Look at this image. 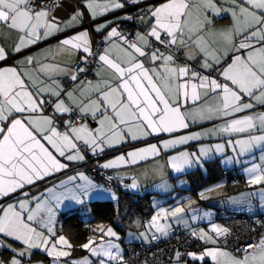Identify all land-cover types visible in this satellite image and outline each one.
I'll list each match as a JSON object with an SVG mask.
<instances>
[{
  "label": "snow or ice",
  "instance_id": "snow-or-ice-1",
  "mask_svg": "<svg viewBox=\"0 0 264 264\" xmlns=\"http://www.w3.org/2000/svg\"><path fill=\"white\" fill-rule=\"evenodd\" d=\"M83 6L95 20L123 8L124 3L84 0ZM63 7V0H0V61L63 31L62 23L71 26L83 18V11L77 9L68 21H60L54 11ZM225 13L232 23L217 28L215 19ZM145 24L147 31L138 32L134 40L111 27L102 51H93L88 30L65 37L58 44L62 53H82L74 68L34 62L32 57L27 64L38 65L35 77L16 67H0V200L4 201L0 203V250L13 253L7 261L0 259V264H32L34 250L50 258V264H129L120 245L113 242L118 237L112 227L98 225L93 229L98 236L79 245L58 234L55 227L56 210L65 201L83 204L93 191L109 189L78 172L59 185L32 192L40 182L85 161V149L98 155L129 139L169 134V139L135 148L100 165L109 169L160 157L204 136H238L226 143L241 154L264 145V112L255 111L257 105H264V0H160L148 6ZM107 27V23L99 24L96 31ZM4 29L18 34L11 50L3 44ZM90 60L97 63L95 82L80 78L88 71ZM61 77H67L71 86L63 84ZM65 115L68 118L58 123ZM88 116L97 121L96 127L86 122ZM205 120L222 123L202 132L172 135ZM224 147L217 144L215 151L222 152ZM212 150L180 151L168 158V165L182 171L200 164ZM246 172L250 186H261L257 191L264 208V167L253 164ZM77 179L83 183L68 187ZM126 187L136 189L137 183L133 180ZM111 195L118 199L115 193ZM200 196L207 198L203 193ZM184 212L183 207L161 209L149 225L155 232L140 233L139 238L151 242L159 239L156 233L167 236L171 224L161 221L171 216L179 222ZM229 234V229L215 224L211 234L192 230L191 235L205 246L199 251L175 249L172 264H264V234L237 248L240 255L228 250ZM221 236L225 237L223 247ZM77 247L96 260L89 256L70 259Z\"/></svg>",
  "mask_w": 264,
  "mask_h": 264
},
{
  "label": "crops",
  "instance_id": "crops-1",
  "mask_svg": "<svg viewBox=\"0 0 264 264\" xmlns=\"http://www.w3.org/2000/svg\"><path fill=\"white\" fill-rule=\"evenodd\" d=\"M159 2H160V0H141V2L138 3L141 5L140 8L142 11V17H144V19H140L139 24H138V28H137L136 33L134 35V38H136V34L138 32L142 33V32L147 31V26L145 24V20L147 19V8H148V6L153 5V4H157ZM63 3L65 5V7L61 8V9H57L54 11V14L60 19V21H62V22L68 21L70 15L77 9L83 11V13H84L83 18L79 21H73L71 26H66L65 24L62 23L61 27L64 28L63 31L58 32L56 35H51L47 39L42 38L39 41H37V43L23 48L22 51L19 53L12 52L8 60L0 61V67H8V66L16 67L19 71H25L26 70V71L30 72L33 75V77H35L36 76L35 67H37L38 65H36L35 63L33 65L27 64V59L29 57H32L34 59V62L35 61H39L41 63L56 62V63L66 64L69 66V68H74L77 65L79 58H80V55H82V53H73L71 55H69L67 53H62L58 48L59 41H61L65 37L71 36L75 33L80 32V31L88 30L91 40L93 38H98L103 43V48H104L107 46V44L105 42V37L107 35V31H110L111 27H117V29L119 31L120 22L122 21V15L119 13L121 8L113 10V11H109L107 14L100 16L97 19L93 20L91 18V15L89 14L87 8L83 6L84 2L82 3V5H78V4H76L75 0H63ZM103 23H107L108 27L106 29L100 31V32H97L96 27L99 24H103ZM231 23H232L231 16L227 13L222 14L220 17H217L215 19V25L217 28L227 27ZM3 32H4L3 44L8 50H11L15 41H16L18 34L17 33L9 34L6 29H4ZM103 48H102V50H103ZM96 71H97V69L94 70L93 78L91 79V81H93V82H95L98 79V77L95 75ZM101 75H106V73L102 72ZM62 78H67V77H61L60 79H62ZM50 99H54V98H50ZM258 106L259 105H257V107ZM188 107L191 109L192 105L189 104ZM257 107L255 109L256 112L258 111ZM48 114H51V109L48 111ZM245 114L246 113H239L238 115L243 116ZM77 115H79V114L77 113L74 116H77ZM67 118H68L67 115L61 117V121L64 119H67ZM86 118H89V120H90V122H88L90 127H96L97 126V121L94 120L91 116H88ZM221 123L222 122L219 120L198 121L196 123L190 124V127L188 129L181 130L180 132L174 133L172 135L180 136V135H185V134H190V133L202 132V131H204L203 129H205L204 127L207 124H213V125L220 126ZM169 138H170L169 134H161L160 136H148L147 138L139 139L136 141L129 139L127 141V143L120 144V145L113 147V148H106L105 151L103 153H101V154H103V157L96 160V163L100 167V165H102L103 163H105L109 160L115 159L117 156L121 155L122 153H127L129 151H132L135 148H141V147L146 146L147 144L158 143L162 139H169ZM236 138H239V137L238 136L229 137L227 135H213L210 137L204 136L200 140L190 141L188 144L180 145L174 149H170V150L162 153L160 157L150 158L146 161H141L137 164L119 165L118 167L109 168V169H104L102 167H100V168L103 170H106L108 172H112L119 179L121 185H122V182L124 184L130 185V184H132L133 180H135L137 185H139V186H144L143 184H145V183L147 184V186H149V185H154L155 183H159V182H165L168 186H171V183L169 181H174L176 178H179L180 175L181 176L186 175L187 174L186 173L187 168H188V167H186L182 171H175L174 169L169 167L168 158L171 155L177 154L180 151L193 152V149H194L193 147L196 144H200L202 142H206V143H210V144H214V145L223 143V144H226V148H225L226 151H224L223 155H221L220 157L217 158L219 161H221V158H223L225 155L228 156L229 154H231V151L233 150L232 147L226 143V141L228 139H236ZM85 150H86L85 161L79 162V163H74L68 169L64 170L63 172L56 173L54 176L49 177L46 181L40 182L38 187L32 188V192L34 194H38L40 191H42L46 187H50L52 185H59L61 181H67V178L69 176L77 175L78 172L84 173V175L88 176L89 179H91L94 183H96L91 178V176L88 174L87 169H86L87 164L90 161V158L94 155L89 150H87V149H85ZM261 152H264V147L261 148V147H259V145H257L251 150L250 154L257 155ZM205 162H207V161H205ZM256 162H257V160H256ZM259 165L264 167V164H259ZM190 168H192V169H190ZM193 169H194L193 167H189L188 170L193 171ZM221 170H225V169H221ZM164 171H168V172L170 171L168 173V177H165ZM231 174L239 176L241 179V184L237 188L236 187L232 188L229 186L230 189L227 188V190H223L222 189L223 187L221 186V179L223 180L224 177L220 178L215 184L212 185V186L216 187L215 191L219 192V193H216L215 199L223 198L222 202H215V203H212L210 205L213 208H217L215 215H218L221 217L225 213H244V214H247L248 216H251V217L264 216V208L261 207V201L259 199V194L257 191L258 188L261 186H250L248 184V178L249 177H248V173L246 171H244L242 173H240L238 171L236 173L234 171V173L231 172ZM175 182H176V180H175ZM80 183H83V181H80L79 179H77L73 183L68 184V187H73L74 184H80ZM96 184H98V183H96ZM98 185H100V184H98ZM219 186H221V187H219ZM148 188H150V187H147V189ZM147 189H145V190H147ZM220 189H222V190H220ZM61 190L62 189H60V188L57 189V191H61ZM112 192H114V191H111V190L110 191H103V192L93 191L90 198H85V202L83 204H77V203L72 202V201H65L64 204H62L56 210L55 227L58 231V234H59V230H61L62 216L66 213L79 211V213L82 214L81 219L88 222L86 225L83 226V229L84 230H90V233L92 230L91 226H89L90 224L105 223V222H99V223L98 222H91L90 223L92 217L90 216V211L88 210V206L90 203H93V202H101V201L105 202V201H107V202L112 203L115 207H117L120 194H119V192L115 191L116 192L115 195H116V197L118 196L117 197L118 199H114V198H112V195H111ZM142 192H144V189H142L141 193L140 194L138 193L137 195L144 196L146 194H150V195H154V194L159 195L160 194L159 192H156V191H148L147 193L142 195ZM253 192H256L257 195H255V196L249 195L250 193H253ZM217 194H220V196H218ZM170 196H171L170 194L162 195V201L164 202L163 205H167V203L169 202L170 203L169 206H171V204L174 203L173 200H170ZM224 199H225V201H224ZM233 200H237L240 202L235 203V206L233 207V204H234V203H232ZM151 201H152V198H151ZM197 202L198 201H195L194 203H192V206ZM0 203H4V201L0 200ZM198 203H200V205L203 204L205 207L207 206L204 202H202V203L198 202ZM217 203H220V204H218L216 206ZM229 205L232 207H229ZM197 211H202V210H197ZM215 215L211 216L212 220H214V221L218 220V222H220V223H218L219 226L223 225L221 219L220 220L214 219ZM149 217L147 219H149ZM147 219H141L140 217H137V218L132 219L131 221L127 220L130 223V224H128L127 221H122L121 217L119 218V217L115 216L114 222L112 223V225H115L117 230H121L123 235L126 236L127 233H129L130 237L134 236L133 238L129 237L128 240H126V239L123 240L122 243L134 244L136 246H143V245H147L149 242H146L140 238H137V237H135V235L140 233L141 230H139V229L145 228L144 222ZM182 227L185 228V226H182ZM172 228H173V226L171 227V229ZM186 229H188L189 231H192V229L191 230L189 228H186ZM195 231L199 232L200 230L195 229ZM203 231L211 234V230H203ZM150 232H151V230L146 231L147 234L151 235L152 233H150ZM90 233H88V234H90ZM190 234H191V232H190ZM156 235L159 236V238L166 237V236L161 235L160 233L156 234ZM9 242L13 243L14 246H16V247L21 246L19 244V242H12V241H9ZM202 243H203V241H202ZM207 246L211 247L212 245L209 244ZM3 252H4V254L2 256L0 255V259H3L5 261H7L11 257V255L13 254L10 250H3ZM35 253H39V254H42L45 256V254L39 250H34V254ZM122 254L124 255V258H125V254L124 253H122ZM85 255H86V253L83 256L76 257V258L71 257L70 259L79 260V259L83 258ZM41 261H43V264H50V258H48V260H45V261L44 260H34L33 256H32V264H39V262H41ZM209 262L211 263V261H209ZM167 264H172V262L167 263Z\"/></svg>",
  "mask_w": 264,
  "mask_h": 264
},
{
  "label": "built area",
  "instance_id": "built-area-1",
  "mask_svg": "<svg viewBox=\"0 0 264 264\" xmlns=\"http://www.w3.org/2000/svg\"><path fill=\"white\" fill-rule=\"evenodd\" d=\"M76 4L82 5L84 0H75ZM124 3V7L120 9L119 13L122 15L119 31L122 35L126 36L129 40H134V35L138 28L139 21L142 17L141 5L133 4L130 0H120ZM39 3V0H37ZM93 51H102L103 43L98 38L92 40ZM88 71L81 74V79L91 80L93 78L94 70L97 69V63L90 60L87 65ZM61 82L66 86H71L72 82L67 78H62ZM51 108H48V111ZM78 116V115H77ZM76 116H73L75 119ZM87 120V118H85ZM61 121V117L58 123ZM62 128V125H61ZM86 152V150H84ZM103 157V154L94 155L90 158L87 164V172L91 178L105 189L111 191H120L123 189L119 179L112 173L103 170L96 163V160ZM224 178L227 180L228 185L232 188L239 186L240 180L237 177L230 175L229 171L223 172ZM111 178V179H110ZM192 209L203 210L204 207L198 202L192 206ZM215 215L214 219H221L224 228L229 229V235L226 237L227 248L233 253H236L237 248L244 247L246 242L254 243L260 239L264 234V216L251 217L244 213H225L220 218ZM225 237H219L220 246H224ZM124 254L125 260L129 264H143L145 260L148 264H167L171 262V257L175 249L184 251H199L204 246L202 241L194 238L190 232L181 227H173L169 234L164 238H159L149 242L147 245L136 246L134 244H125ZM250 250V249H249ZM1 255V250H0Z\"/></svg>",
  "mask_w": 264,
  "mask_h": 264
},
{
  "label": "rangeland",
  "instance_id": "rangeland-1",
  "mask_svg": "<svg viewBox=\"0 0 264 264\" xmlns=\"http://www.w3.org/2000/svg\"><path fill=\"white\" fill-rule=\"evenodd\" d=\"M264 105H259L257 107V112H264ZM213 124H207L205 125V129H203L204 131L209 130L213 127ZM218 126V125H216ZM223 144V143H221ZM217 145V144H215ZM215 145L214 144H210V143H206V142H202L200 144H196L193 148V152H198L200 147H208L213 149L211 152H209V154L206 157H202V164H197L192 166L194 169L192 170H188L189 167L187 168V174L191 173L190 176L191 177H187L186 175L181 176L179 178H176V182L174 181H169L171 183V186H168L165 182H159V183H155L154 185H149L147 186V184H143L144 186H139L137 185L136 189H129L126 186L129 184H124L122 182V187H123V192L126 193H131L133 195H137L138 193L140 194L142 189H144V192H142V195L147 193L148 191H156L159 192L160 194H154V195H150L152 198L151 201V208H152V214L149 217V219H147L144 222L145 228H141L139 230L140 233H146V231H150V233H154L155 232V228H150L149 225L151 223V218L156 215L161 209L164 210H171L175 207H183L185 209V212L182 214V216L179 218V222L177 221V218H173L171 216H169L167 218V220H162L161 223H165V224H171V227H181L182 229H186L189 228L190 230H211V227L213 224L218 225V220L214 221L212 220V215L216 214V210L217 208H213L210 205L212 203L215 202H222L223 198H216V192L215 191V186L209 185V186H204L202 184V182L204 181L202 179V176H206V170L204 168V162L205 161H212L217 159L218 157H220L221 155H223L225 148H226V144L224 147V150L222 152H216L215 151ZM259 147H264V145H259ZM251 151L249 152H245L243 154H241L237 148L236 151H231V154H229L228 156L225 155L223 158H221V161H219V165L221 169H225L226 171L232 172L234 173V171L237 173L240 172H244L246 171V169L252 167L253 164L259 165V164H264V159H262V157H264V152H261L257 155L255 154H250ZM249 156V157H248ZM257 160V162H256ZM192 169V168H190ZM186 171V170H185ZM191 171V172H190ZM170 172V171H169ZM168 171H164L165 173V177H168ZM139 173V172H138ZM163 173V172H162ZM124 185V186H123ZM220 185V184H219ZM221 186L223 187V190H227V188H229L228 182L225 178H223V180L221 179ZM219 186V187H221ZM147 187H150L147 189ZM238 187V186H237ZM236 187V188H237ZM147 189V190H145ZM150 189V190H149ZM194 189V192L196 193L195 195H192L190 191H192ZM220 189V190H222ZM230 189V188H229ZM112 193H116L115 191ZM203 193L205 197H207L206 199H201L200 194ZM166 194H170V200H173L174 203L170 205V203L168 202L167 205H163L164 202L162 201V195H166ZM218 196H220V194H217ZM118 197V196H117ZM195 201L198 202H204L207 206L204 207V210L202 211H194L192 209V203H194ZM225 201V199H224ZM166 203V202H165ZM200 204V203H199ZM220 204L217 203L216 206ZM222 205V204H221ZM210 206V207H209ZM235 206V203L233 204V207ZM229 207H232L229 205ZM184 221H187V226L185 225ZM99 223V222H98ZM128 224H130L127 221ZM106 225V226H110L113 228V230L117 233V237L113 238V242L117 243L120 245V249L122 251V253H124V248H125V244L122 243L123 240H128L130 235L129 233H127V235H123L121 230H117L115 225H112V223L109 222H105V223H99V224H90L89 226H91L92 230L91 233L88 234V236L86 237V239L83 241L86 242L87 238L93 235H97L98 233H95L93 231V229H95L98 225ZM115 224V223H114ZM181 225V226H180ZM182 226H185L182 227ZM221 227H224L223 225H220ZM188 230V229H186ZM189 231V230H188ZM191 232V231H189ZM135 235V237L139 238V234ZM159 234V233H156ZM134 237V236H133ZM132 236L130 238H133ZM86 251V250H85ZM86 255L85 256H89V258L93 261L96 260L95 257H91L90 254L86 251L85 252ZM111 264H116V262H111Z\"/></svg>",
  "mask_w": 264,
  "mask_h": 264
},
{
  "label": "trees",
  "instance_id": "trees-1",
  "mask_svg": "<svg viewBox=\"0 0 264 264\" xmlns=\"http://www.w3.org/2000/svg\"><path fill=\"white\" fill-rule=\"evenodd\" d=\"M204 168L206 170V176H202L204 180L201 184L204 186H209L215 184L220 178L224 177L223 172L226 170H221L219 161L217 159L212 161H207L204 163ZM230 175L231 172H229ZM191 174V173H190ZM190 174H186L189 178L191 177ZM233 177H237L240 180L239 176L232 175ZM239 184V185H240ZM123 190V189H122ZM122 190L118 191L120 194L119 202L117 207H115L112 203L107 201L101 202H93L90 203L88 206V210L90 211L91 222H109L113 223L114 218L121 217L122 221H131L134 218L140 217L141 219H147L151 213V196L150 194H146L144 196L139 195H132L131 193L123 192ZM193 195L196 193L194 189L191 191ZM81 215L79 211L66 213L62 216L61 222V230L59 233L64 234L68 237L73 244L79 245L83 243V241L90 233V230H84L83 226L86 225L88 222L81 219ZM4 254L3 250H1V256ZM85 254V251L79 249L78 247L73 250L72 257H80ZM34 260H48L42 254L35 253L33 255ZM208 264H211L208 262Z\"/></svg>",
  "mask_w": 264,
  "mask_h": 264
},
{
  "label": "water",
  "instance_id": "water-1",
  "mask_svg": "<svg viewBox=\"0 0 264 264\" xmlns=\"http://www.w3.org/2000/svg\"><path fill=\"white\" fill-rule=\"evenodd\" d=\"M87 122H90V120H89V118H87V120H86Z\"/></svg>",
  "mask_w": 264,
  "mask_h": 264
},
{
  "label": "bare ground",
  "instance_id": "bare-ground-1",
  "mask_svg": "<svg viewBox=\"0 0 264 264\" xmlns=\"http://www.w3.org/2000/svg\"><path fill=\"white\" fill-rule=\"evenodd\" d=\"M87 122V121H86Z\"/></svg>",
  "mask_w": 264,
  "mask_h": 264
}]
</instances>
